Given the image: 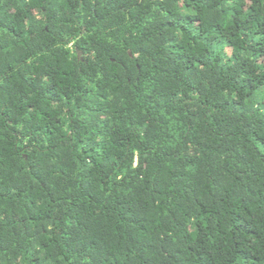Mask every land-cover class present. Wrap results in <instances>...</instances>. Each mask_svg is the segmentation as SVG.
Segmentation results:
<instances>
[{
  "label": "trees",
  "instance_id": "1",
  "mask_svg": "<svg viewBox=\"0 0 264 264\" xmlns=\"http://www.w3.org/2000/svg\"><path fill=\"white\" fill-rule=\"evenodd\" d=\"M0 264H264V0H0Z\"/></svg>",
  "mask_w": 264,
  "mask_h": 264
},
{
  "label": "water",
  "instance_id": "2",
  "mask_svg": "<svg viewBox=\"0 0 264 264\" xmlns=\"http://www.w3.org/2000/svg\"><path fill=\"white\" fill-rule=\"evenodd\" d=\"M81 55V53H79V56Z\"/></svg>",
  "mask_w": 264,
  "mask_h": 264
}]
</instances>
